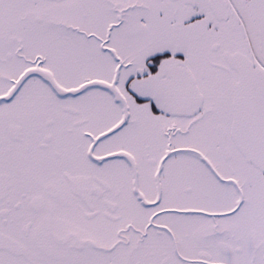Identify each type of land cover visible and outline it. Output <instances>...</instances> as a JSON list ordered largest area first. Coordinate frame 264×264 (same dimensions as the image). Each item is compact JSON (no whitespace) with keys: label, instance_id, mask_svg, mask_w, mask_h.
<instances>
[{"label":"snow or ice","instance_id":"snow-or-ice-1","mask_svg":"<svg viewBox=\"0 0 264 264\" xmlns=\"http://www.w3.org/2000/svg\"><path fill=\"white\" fill-rule=\"evenodd\" d=\"M0 264H264V0H0Z\"/></svg>","mask_w":264,"mask_h":264}]
</instances>
